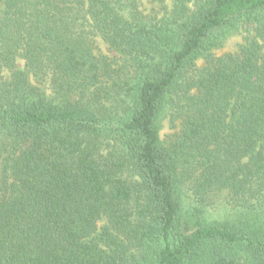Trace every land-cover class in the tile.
Returning <instances> with one entry per match:
<instances>
[{
    "label": "trees",
    "instance_id": "obj_1",
    "mask_svg": "<svg viewBox=\"0 0 264 264\" xmlns=\"http://www.w3.org/2000/svg\"><path fill=\"white\" fill-rule=\"evenodd\" d=\"M150 1L0 0V264H264V0Z\"/></svg>",
    "mask_w": 264,
    "mask_h": 264
},
{
    "label": "rangeland",
    "instance_id": "obj_2",
    "mask_svg": "<svg viewBox=\"0 0 264 264\" xmlns=\"http://www.w3.org/2000/svg\"><path fill=\"white\" fill-rule=\"evenodd\" d=\"M143 3V8L145 10H150L156 3L151 2L150 0H141ZM246 27L240 28L237 31H235L233 34H231L224 45V47L221 49V52H227V51H236L237 49V44H239L241 41H243L244 35L247 34ZM100 44V49L103 51L107 52L108 49L105 45L104 42L99 41ZM20 66H23V61L19 62ZM168 130V127L165 126L162 130V135L166 133ZM185 209H190L192 211L196 212L197 208H203V214L209 221H214V220H223L227 217H234L236 215V211L232 209L230 205L227 204L225 201V196H222L217 203H214L212 205L208 206H202L199 205L196 201L190 198H185ZM195 219L196 216L194 213H186L185 214V220L183 223V229L185 232H190L192 231L195 227Z\"/></svg>",
    "mask_w": 264,
    "mask_h": 264
}]
</instances>
